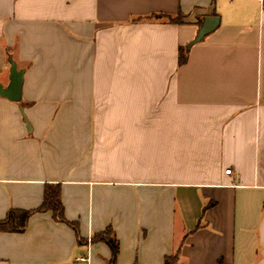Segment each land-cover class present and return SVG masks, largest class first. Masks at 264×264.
<instances>
[{
	"label": "crops",
	"instance_id": "1",
	"mask_svg": "<svg viewBox=\"0 0 264 264\" xmlns=\"http://www.w3.org/2000/svg\"><path fill=\"white\" fill-rule=\"evenodd\" d=\"M10 55L0 220L59 184L77 230L35 212L0 264H110L108 227L116 264H264V0H0L4 87Z\"/></svg>",
	"mask_w": 264,
	"mask_h": 264
},
{
	"label": "trees",
	"instance_id": "2",
	"mask_svg": "<svg viewBox=\"0 0 264 264\" xmlns=\"http://www.w3.org/2000/svg\"><path fill=\"white\" fill-rule=\"evenodd\" d=\"M165 16V15H159ZM170 22L183 23V15L179 14L177 17H168ZM188 59V51L186 48L180 47L179 49V64H184ZM51 211L53 218L56 221L66 223L77 230V223L68 221L64 215V207L61 201V188L59 184H49L44 191V198L42 204L34 210H15L12 209L7 217L0 220V231L7 232H22L25 230L30 216L35 212ZM92 240L106 242L112 250V258L110 264H116L119 242L116 238L114 231L111 227L106 228L104 231L97 233L93 236ZM178 254H172L165 257L164 264H176Z\"/></svg>",
	"mask_w": 264,
	"mask_h": 264
},
{
	"label": "water",
	"instance_id": "3",
	"mask_svg": "<svg viewBox=\"0 0 264 264\" xmlns=\"http://www.w3.org/2000/svg\"><path fill=\"white\" fill-rule=\"evenodd\" d=\"M220 25L219 16H205L194 38L187 44L188 51L193 45L202 42L208 35L213 33ZM10 82L4 87L0 83V96L19 102L21 100L22 84L24 80V68H18L16 61L10 55Z\"/></svg>",
	"mask_w": 264,
	"mask_h": 264
},
{
	"label": "built area",
	"instance_id": "4",
	"mask_svg": "<svg viewBox=\"0 0 264 264\" xmlns=\"http://www.w3.org/2000/svg\"><path fill=\"white\" fill-rule=\"evenodd\" d=\"M0 68H1V64H0ZM227 174H230L231 172H232V170L231 169H226V171H225ZM79 260H81V261H85V260H87V258L85 257V256H80L79 257Z\"/></svg>",
	"mask_w": 264,
	"mask_h": 264
}]
</instances>
